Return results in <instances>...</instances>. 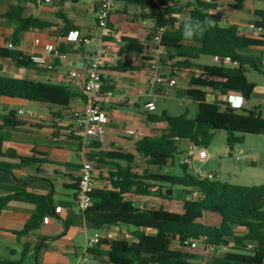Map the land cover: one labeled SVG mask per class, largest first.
<instances>
[{
  "label": "trees",
  "instance_id": "obj_1",
  "mask_svg": "<svg viewBox=\"0 0 264 264\" xmlns=\"http://www.w3.org/2000/svg\"><path fill=\"white\" fill-rule=\"evenodd\" d=\"M118 1L138 4L142 11L146 8L158 9V5L151 2ZM236 2V8L242 9L243 0ZM185 8L189 13L188 18L209 19L215 22L214 26L208 28L202 37L198 36L191 41H186L182 36L184 21L167 28L162 37V47L166 49L162 65L165 72L171 73L176 68L196 67L199 70L200 76L190 81L191 89L178 92V96L198 103V115L191 119L187 113L177 117L167 112L161 115L149 113V121L165 123L167 128L157 136L139 140L135 145L136 155L122 152L99 154L113 164L114 170L107 178L109 188L94 190L93 204L84 212V217L97 231L113 226L135 229L132 236L136 240L101 239L89 252L101 264H201L199 255L187 251L191 241L201 240H205L207 246H224L228 249L222 255H213L205 264H264V185L237 186L216 178L210 180L191 173L188 165L180 164L182 174L179 176L137 171L138 160L143 161L147 167L159 170H164L171 160L175 167L176 158L185 154L179 149L181 142H191L197 148L205 147L216 131H225L227 143L233 148L243 144L244 135H264V114L260 107L236 110L218 101L209 103L204 92L192 89L206 82L214 93L227 95L229 92H237L245 103L252 100L257 85L248 82L246 73L253 70L264 75V10L254 12L252 25L262 31L259 37L254 38L240 34L237 26L223 24L222 16L216 13L217 0H187ZM170 11L167 9V13ZM5 18L16 28L15 35L8 40L14 49L0 48V61H12L20 68L32 69L34 64L31 57L15 49L19 44L17 36L33 29H46L51 24L36 18H24L20 6L11 7ZM155 26L153 32L165 27L163 15L155 18ZM251 50L261 51V54H252ZM202 56L228 58L233 65H195L193 61ZM2 71L0 64V97L63 110H67L77 97L68 87L10 78L1 74ZM1 121L0 172L11 174L16 169L29 166L39 168L46 163L42 157H22L14 151L4 153L3 145L9 140L11 132L22 127L24 122L15 113H10ZM89 157L93 159L91 155ZM6 158L17 160L18 163L3 161ZM176 187L182 188L186 196L182 213L142 209L126 199L128 194L172 199ZM194 192H198L201 197L192 199ZM13 201L35 207L22 231L14 233L17 237L27 236L37 230L54 212L47 196L27 193L21 188L0 199V213ZM209 217H216L217 224L201 222ZM239 229L244 234H237ZM174 242L178 243L179 250L173 249ZM103 246H109V250H103ZM0 264L7 263L0 261Z\"/></svg>",
  "mask_w": 264,
  "mask_h": 264
},
{
  "label": "crops",
  "instance_id": "obj_2",
  "mask_svg": "<svg viewBox=\"0 0 264 264\" xmlns=\"http://www.w3.org/2000/svg\"><path fill=\"white\" fill-rule=\"evenodd\" d=\"M99 1L40 0L38 3V0H0V48H7L8 40L15 35V26L5 18L13 6L23 8L24 18H36L51 24L43 30L33 29L20 33L17 36L19 44L15 48L27 57L46 55V65H34L32 69H25L18 67L15 62L2 60L0 64L6 70L1 74L10 78L68 87L77 95L67 110L0 97V124L1 119L10 113H15L24 122L22 127L11 132L9 140L3 145V152L14 151L22 157H42L46 160L39 168L23 167L11 174L0 172V199L22 188L27 193L47 196L54 209L53 215L46 218L37 230L23 237H17L14 233L22 231L35 207L13 201L0 213V261L7 264H83L81 258L91 236L98 233L102 239H108L111 234L112 238L108 240L118 239L113 227L97 231L77 207L80 160L77 144L69 135L74 125V115L82 111L85 105L82 89L86 81L87 67L92 53L99 46L98 40H92L99 38L101 34L97 29L96 18ZM165 1L167 0H160L158 9L147 13L138 4L114 0V11L105 37V42L111 44L113 50L103 66L102 78L105 88L113 90L122 97L123 102L105 106L108 117V122L104 124L105 136L91 146L90 155L93 159L90 161L94 167L96 189L109 188L107 178L114 170L113 164L100 157V153L122 152L136 155L135 145L139 140L157 136L167 128L165 123L148 120L146 104L151 92L148 77V40L156 27L155 18L159 15L164 18L171 16L174 19L172 27L188 19L189 13L185 8L187 0ZM254 2L260 3L261 7L255 8ZM217 4L216 13L222 16L223 24L237 26L240 34L247 37L260 36L252 22L255 20L254 12L264 10V0H243L240 10L236 8V0H217ZM167 9L171 11L167 13ZM73 34H76L75 38L72 37ZM38 40L39 44L36 43ZM50 45H53V49L48 53ZM250 53L260 55L261 51L251 50ZM204 58L202 56L193 63L202 66L215 65ZM70 70H75L81 77L71 79L68 76ZM166 73L176 80V85L165 83L159 87L156 90L157 99L172 98L194 102L178 96V92L191 89L190 81L200 76L199 70L196 67L176 68L172 73ZM204 83L192 89L204 92L206 101L212 103L220 93H214ZM227 95L241 99L237 92H229ZM248 103H245L244 108L249 109ZM21 111L24 115L20 114ZM29 114H34V117ZM128 130L135 134L127 135L125 131ZM190 143L186 141L180 145L189 150ZM3 161L18 163L17 160L8 158ZM141 162L143 161H137L139 173L144 171L141 169ZM168 166L173 167L171 160L168 161ZM173 193L175 194L174 190ZM183 194L182 198L185 199V193ZM130 196L135 199H130ZM173 197L164 200L128 194L126 199L142 209H158L149 207V204L158 200H173ZM129 232L134 233L135 229L131 228ZM236 233L241 235L244 231L239 229ZM102 249L109 250V246H103ZM90 258L93 264H101L89 255L88 259Z\"/></svg>",
  "mask_w": 264,
  "mask_h": 264
},
{
  "label": "built area",
  "instance_id": "obj_3",
  "mask_svg": "<svg viewBox=\"0 0 264 264\" xmlns=\"http://www.w3.org/2000/svg\"><path fill=\"white\" fill-rule=\"evenodd\" d=\"M140 2H151L160 6V0H137ZM40 3V0H38ZM114 0H100L98 10L96 13L97 18V29L100 31L99 38H94L92 40H98V47L92 53L86 72V81L82 89L83 96L85 98V105L82 111L74 115V125L70 130L69 135L77 144V155L80 160V170L79 178L77 181L78 195L76 199V204L78 209L84 214L93 204L92 194L96 189L95 176H94V167L92 162L89 159L91 146L94 142L102 140L105 136L104 124L108 122V117L106 115L105 106L118 105L123 102L122 97L118 96L113 90L105 89L103 78H102V69L107 61L110 53L113 48L112 45L105 42V37L108 33L109 22L111 15L114 11ZM152 9L146 8L145 12L150 13ZM167 27L157 28L154 32L150 34L148 40V55H149V87L150 95L149 101L146 104V110L149 113L156 111V99L157 94L156 90L163 86L165 83L170 86L176 85V80L170 78L162 65V59L166 55V49L162 47V37L165 33ZM258 34H261L262 31L257 29ZM76 34H73L72 37L75 38ZM37 44L40 41H36ZM8 49H14L12 43H7ZM53 45L49 46L48 53H51ZM213 62L217 65L232 66L230 59H221L219 57H213ZM33 64L37 67L46 65V55H34L31 57ZM6 70V67L3 68ZM68 76L71 79H79L81 76L75 71L70 70ZM218 101L222 105H230L233 109L241 110L245 106V102L242 99L234 95H223L218 94L214 98L213 102ZM212 102V103H213ZM21 115H24V112H20ZM30 117H34V114H29ZM129 136L135 134L134 131H125ZM197 147L193 144H189V150L194 151ZM207 154L205 150H201L197 153L196 157H186L179 160L180 165L194 164L195 160L205 159ZM237 161L246 160V157L243 153H239L236 156ZM202 178H207L210 180L215 179L211 174H204L202 172L196 173ZM201 195L198 192L192 194V199L197 200ZM116 232L121 230H130V227L127 226H113ZM111 234L108 239H111ZM102 237L100 234L96 233L87 240L86 250L81 258L83 264H89V252L93 250L100 242ZM201 245L205 247V252L211 257L215 254L219 255L221 252H226L228 250L226 247H215L207 246L205 240L201 241H191L190 247L188 250L195 251Z\"/></svg>",
  "mask_w": 264,
  "mask_h": 264
},
{
  "label": "rangeland",
  "instance_id": "obj_4",
  "mask_svg": "<svg viewBox=\"0 0 264 264\" xmlns=\"http://www.w3.org/2000/svg\"><path fill=\"white\" fill-rule=\"evenodd\" d=\"M254 7L259 9L261 4L254 2ZM173 20L174 19L171 16L165 18V26L170 28ZM204 60L214 64L211 57H205ZM246 78L248 82L257 85L253 100L248 103L247 108L252 109L254 107H260L264 114V75L253 70H248ZM204 84L208 87L207 83ZM164 112L175 117L187 113L189 118L195 119L198 115V105L195 102H188L187 100L178 101L172 98H159L156 103V111L153 113L161 115ZM179 149L184 151L185 154L176 158L175 167L168 166L164 170H159L156 167H147V165L141 162V169L154 174L179 176L182 174L179 167V160L189 156L196 157L199 151L205 150L207 157L205 159L195 160L194 164L189 166L191 173L196 174L202 172L204 174H211L214 178L222 182L237 186L264 185V135H244L243 144H238L234 146V150H231V147L227 143V133L225 131H216L214 132L212 140L205 147H199L194 151H190L186 149V146L179 144ZM241 152L246 157V160L237 161L236 156ZM173 190L175 192L173 200H158V202H155L154 204H149V207L164 209L171 213H182L184 206V199L182 198L184 194L182 188L176 187ZM130 199L135 198L130 196ZM217 220L216 217H209L206 220H203V222L207 224H217ZM132 235L133 232H129L128 230H121L120 232L115 233L116 238L126 239L133 242L135 241V238ZM173 249H180L177 242L173 243ZM187 251L199 255L201 258V264L208 262L211 259V255L206 254L203 245L195 251L188 249ZM227 251L228 250H226V252ZM226 252H221L219 255ZM92 261L93 260L90 258L89 263L93 264Z\"/></svg>",
  "mask_w": 264,
  "mask_h": 264
},
{
  "label": "clouds",
  "instance_id": "obj_5",
  "mask_svg": "<svg viewBox=\"0 0 264 264\" xmlns=\"http://www.w3.org/2000/svg\"><path fill=\"white\" fill-rule=\"evenodd\" d=\"M214 21L205 20H194L188 18L183 22L182 36L186 41H191L196 37H202L208 28L214 26Z\"/></svg>",
  "mask_w": 264,
  "mask_h": 264
},
{
  "label": "water",
  "instance_id": "obj_6",
  "mask_svg": "<svg viewBox=\"0 0 264 264\" xmlns=\"http://www.w3.org/2000/svg\"><path fill=\"white\" fill-rule=\"evenodd\" d=\"M234 148L233 147H231V150H233Z\"/></svg>",
  "mask_w": 264,
  "mask_h": 264
}]
</instances>
